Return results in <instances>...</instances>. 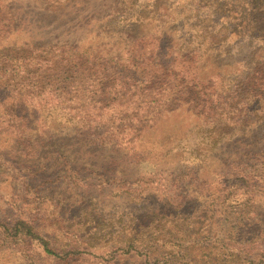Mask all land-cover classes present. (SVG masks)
I'll return each instance as SVG.
<instances>
[{
    "label": "rangeland",
    "instance_id": "obj_1",
    "mask_svg": "<svg viewBox=\"0 0 264 264\" xmlns=\"http://www.w3.org/2000/svg\"><path fill=\"white\" fill-rule=\"evenodd\" d=\"M75 52L90 59V81L83 83L90 91L101 73L115 75L104 82L115 93L136 91L130 71L128 77L120 71L141 55L148 72L156 61L182 70L189 65L209 96L155 126L144 122L156 119L160 107L138 121L131 114L136 106L125 105L132 96H110L123 102L120 120L85 130L83 121L63 120L54 102ZM31 53L59 60L37 75L40 95L16 92L19 80L4 88L9 57L17 59L12 70L19 75L20 57ZM0 63V220L35 217L52 225L44 235L51 240L59 238L57 228L71 232L77 264H264L248 255L258 242L243 253L211 244L223 227L211 204L226 191L248 203L233 209L223 237L241 243L264 237V0H0ZM181 84L167 88L168 99H182ZM19 102L30 105L23 113L28 128ZM229 105L228 115L219 112L222 121L254 112L251 123L231 119L220 132L204 122L203 109ZM139 132L143 141L128 153L126 137ZM89 135L114 143L98 148ZM143 182L147 190L135 199ZM162 214L171 216L156 218ZM0 264L53 263L36 245L1 235Z\"/></svg>",
    "mask_w": 264,
    "mask_h": 264
},
{
    "label": "trees",
    "instance_id": "obj_2",
    "mask_svg": "<svg viewBox=\"0 0 264 264\" xmlns=\"http://www.w3.org/2000/svg\"><path fill=\"white\" fill-rule=\"evenodd\" d=\"M35 50L38 52L40 51L39 48H35ZM83 52V51H81ZM84 53V52H83ZM83 53H74L72 55L73 59L71 60V63H65L67 65L64 71L63 75V82H62V88L59 89V95H55V104L56 108L60 110V115L63 120L67 121H78V122H84L81 125H84V129L87 128L91 131L98 132L99 129L102 126H106L105 123H110L111 121L120 120L119 115L122 114V111H117L118 108H123V102H117L115 99H109L110 96L115 97L121 96L124 97H130L132 96V104L127 102L125 105L129 106H136L137 111L134 113H131L134 118H139L138 121H144V111L147 110L150 107L154 108H161V112L158 114L156 119H151L147 122H144L145 124L151 123L152 126H155L157 122L164 116H168L170 113H174L175 110H178L182 106H186L187 104L195 105L194 102H196L199 98H207L209 95H204V92L207 89L203 88V85L205 84L204 81H201L198 79V77L194 74L193 76V69L189 68V65L186 66V70L182 69H174V67L168 66L165 63L162 64L161 67L155 64L154 71L148 72V66L144 63V60L142 56H138L136 58V65H133L132 67L125 68L123 71H120V75L123 77H128L125 75V71H130V74L132 76L131 80L136 85V91L135 88L130 87L131 89H121V92L123 94L115 93L111 88L107 87L106 84H104L105 80L113 79V75L107 76L105 73H101V80L100 77L99 83L97 84L96 91H90V86H84L83 83L88 80L87 74L90 73V62L89 58H84L83 60ZM20 54V53H19ZM16 53V55H19ZM11 59V63H6L7 70H5V74L8 73L9 82L5 84L3 87L8 89L10 83H13L15 80H19V84L16 85L18 93H26L30 92L28 94L29 97H35L37 95H40L38 92L39 90L42 91V87L39 85L36 77L39 76L43 66L46 65V63H49L50 66L54 67L59 62V60H56L54 63L52 61L51 54H47L46 60L44 57H41L38 53L34 54H24V56L20 57V74L17 75L18 69L12 70L13 66H16L15 62H17V59L14 57H9ZM157 60V59H156ZM2 63H0L1 65ZM19 66V65H18ZM95 67V65H93ZM133 68V70H132ZM93 69V68H92ZM130 69V70H128ZM143 73V76L141 74ZM97 72L94 73L93 76H95ZM181 80V81H180ZM90 81V80H88ZM179 83L183 86L182 89H179L178 95L182 93L181 98H175V99H168V91L174 88L173 86H176L177 83ZM156 84V87H155ZM125 87H128V85H124ZM137 88H142L148 92V90H153L154 93H152L151 96H145V94H138L140 92L137 91ZM15 91H13V94H16ZM93 92V93H92ZM93 94H98V97ZM166 94V102H163L161 99H163L164 95ZM184 95L187 96L188 99L184 98ZM103 96V97H102ZM108 96V102H105L104 98ZM101 97V98H99ZM99 98V99H98ZM200 102V101H198ZM202 106L204 107V101H202ZM207 104H210V102H206ZM19 105L18 110L20 116L23 117L24 125L27 122V116L23 115V113H29L30 105H27L26 103H18ZM191 105V106H192ZM200 104L198 105V107ZM140 107H143V109H140ZM48 108H52L51 106ZM225 109H217L214 108L216 112L211 111V108L203 109L202 116L204 118V122H206L208 125L213 126V129L216 130L217 126L220 127V132H222V129L224 127H227L226 125L230 126L232 125L231 122L235 121L237 124H243L245 123H251V118L254 116V112L247 113V116L244 117V119L240 120L239 122L237 119L231 118L226 119L225 121H222L223 115L219 112L225 113L226 115L229 114L228 109L231 108V106L224 107ZM47 112H49V110ZM33 111H37L35 109H32ZM109 111H112L111 114L108 113ZM114 111L116 113H114ZM51 112V111H50ZM139 114V116L137 115ZM34 120H36L35 116H32ZM229 118V117H228ZM213 119V120H212ZM146 121V120H145ZM28 125V124H27ZM25 125L27 128L28 126ZM150 128V127H149ZM217 131V130H216ZM89 137L92 138V140L89 142L93 146L98 148H104L108 145H113V143L110 141V143L105 144V139H103L100 135H89ZM88 138V137H87ZM130 141H126L124 144H127L129 147L128 153H131L132 147L135 146L138 142L143 141L144 139V133L139 132L138 135H133L130 137ZM129 142V143H128ZM114 146H119L118 144H114ZM260 167L262 169V173L264 174V161L260 164ZM264 176V175H263ZM142 190L133 191V196H135V199L143 198V195L147 188H142V185L146 186L147 184L143 182V184H137ZM236 194V191H226L225 195L217 196L214 201L212 202V206L216 207L218 209V216L217 218V224L221 225L222 223L225 224L227 222L228 218L231 217V214L233 213V209L238 210L239 212L243 211L241 210L244 208V205H247L248 199H242V198H234V195ZM249 207V206H248ZM182 208V207H180ZM179 208V209H180ZM182 212V211H181ZM180 212V216H184L183 213ZM194 213V211H193ZM192 213V214H193ZM188 214V213H186ZM171 215L162 214V215H156L157 219L163 220L169 218ZM248 219V218H247ZM252 220V219H251ZM54 225L57 223H53ZM221 227V231L216 234L215 239H212L214 247H219L220 249L225 250H232V251H238V252H244L246 250H249V247L252 245H255L256 242L259 244L255 246L254 250L248 252V255H254V259H251L250 262L254 260H260L264 259V237L254 240H248L241 242H233L228 241V238H224L226 227L223 225ZM52 225H41V223L35 218V217H15L11 220H0V236H4L6 238H9L12 243H18L22 246H31L36 245L39 248V251L42 252V257L46 259L47 261H50L53 264H77L80 261V258L77 256L79 249L76 247L75 242L74 245L70 244V236L69 233L71 232H63L59 228L57 230L60 231L58 234V237H54L53 240L49 239V237H45L44 235L47 234L48 229ZM56 226V225H55ZM227 233V231H226ZM219 234V235H218ZM211 236V235H210ZM78 245V244H77ZM74 246V247H73Z\"/></svg>",
    "mask_w": 264,
    "mask_h": 264
}]
</instances>
